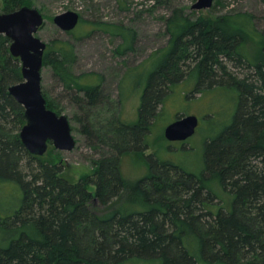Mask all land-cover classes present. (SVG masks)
Listing matches in <instances>:
<instances>
[{"label": "trees", "instance_id": "1", "mask_svg": "<svg viewBox=\"0 0 264 264\" xmlns=\"http://www.w3.org/2000/svg\"><path fill=\"white\" fill-rule=\"evenodd\" d=\"M30 1L4 0L3 12ZM253 23L249 13L194 21L174 9L167 19L170 45L147 79L141 120L110 119L106 133L96 134L116 153L79 180L47 159L48 151L33 155L23 145L25 108L8 90L23 80L22 63L0 33V264H264V47L254 60L247 44L248 38L264 42V35ZM187 60L193 64L187 76L197 78L193 92L229 86L237 91L236 113L206 140L202 174L150 154V173L130 181L121 158L150 148L157 109L180 83ZM76 61L69 40L47 43L44 64L66 90L83 94L80 104L95 107L100 83L76 74ZM90 115L83 123L89 137ZM215 180L232 193L229 210L214 204Z\"/></svg>", "mask_w": 264, "mask_h": 264}, {"label": "rangeland", "instance_id": "2", "mask_svg": "<svg viewBox=\"0 0 264 264\" xmlns=\"http://www.w3.org/2000/svg\"><path fill=\"white\" fill-rule=\"evenodd\" d=\"M196 0H31L26 5L38 8L45 17L37 35L46 43L62 38L73 43L77 61L73 66L76 74H86L94 83H100L102 96L95 107L80 104L75 94L65 89L51 65L42 69L43 93L52 108L70 117L77 145L70 151L50 145L45 154L66 168L76 180L95 171L94 163L116 153L106 142L99 141L96 133H106L108 121L121 117L124 121L137 123L141 120L139 109L149 74L155 70L159 57L170 45L171 35L167 19L174 9L196 21L199 18L223 14L249 13L254 29L264 35V0H215L211 8L196 10ZM5 2L0 0V13ZM74 10L80 13L81 21L69 32L63 31L54 17ZM258 36V35H257ZM249 55L254 60L262 56L264 42L247 39ZM186 62V63H185ZM183 63L180 83L177 82L164 97L157 109L152 132L151 146L142 154L125 153L121 169L130 181L139 180L150 173L146 155L155 154L162 160H170L185 170L202 174L205 168L204 150L206 140L216 136L229 125L237 110V91L229 86H214L194 91L197 78L187 76L192 60ZM244 74L248 70L238 69ZM93 134L89 137L83 127L85 115ZM196 114L199 125L196 133L187 140L170 141L165 137L166 126L180 115ZM84 121V122H82ZM109 135V134H107ZM101 136V134H100ZM106 139V138H103ZM105 141V140H104ZM212 189L218 207L229 210L232 193L215 180ZM90 190L96 192L95 186ZM5 191L10 192L7 188ZM7 198L3 197L6 202ZM95 208H101L95 200Z\"/></svg>", "mask_w": 264, "mask_h": 264}, {"label": "water", "instance_id": "3", "mask_svg": "<svg viewBox=\"0 0 264 264\" xmlns=\"http://www.w3.org/2000/svg\"><path fill=\"white\" fill-rule=\"evenodd\" d=\"M214 1L196 0L192 8H211ZM80 20V13L74 10L54 17V22L65 32L74 30ZM44 22V14L29 5L0 13V33L11 39L10 52L22 63L23 80L11 84L8 90L25 108L26 123L19 136L33 155H44L50 144L64 151H70L77 145L70 117L48 107L43 93L42 69L47 43L37 33ZM1 77L0 71V80ZM198 125L196 114L183 115L166 126L165 137L170 141L187 140L196 133Z\"/></svg>", "mask_w": 264, "mask_h": 264}, {"label": "flooded vegetation", "instance_id": "4", "mask_svg": "<svg viewBox=\"0 0 264 264\" xmlns=\"http://www.w3.org/2000/svg\"><path fill=\"white\" fill-rule=\"evenodd\" d=\"M81 21V20H80ZM80 23V22H79Z\"/></svg>", "mask_w": 264, "mask_h": 264}]
</instances>
